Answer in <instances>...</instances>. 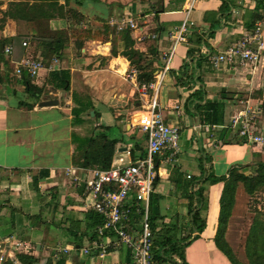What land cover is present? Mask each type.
<instances>
[{
  "label": "crops",
  "instance_id": "1",
  "mask_svg": "<svg viewBox=\"0 0 264 264\" xmlns=\"http://www.w3.org/2000/svg\"><path fill=\"white\" fill-rule=\"evenodd\" d=\"M231 1L233 3L231 15L221 19L213 36H206L207 46L200 45L198 54H215L236 41L243 33L250 31L247 30L245 23L249 21L254 10V1ZM125 4L129 5L128 10L132 12L137 10L139 17L140 25L131 32L135 39V47L146 51L150 44H154L158 51V59L154 65L158 70L163 64L164 57L170 51L171 33L185 18L189 2L188 0H99L98 2L83 0L82 5H77L75 0L70 2L71 6L80 10L87 17L83 21V26L91 28L92 31L103 23L102 20L96 18L97 16L106 19L110 15V9L114 11L117 6ZM151 5L156 7L163 5L164 7L156 18L154 10L150 9ZM220 5L221 0H198L195 7L189 11L188 16L193 25L189 27L187 42L177 45L169 63V70L157 93L165 121L178 125L180 139L183 138L186 145L190 147L189 152L180 150L175 161H167L165 159L166 152L163 156L157 157L159 164L155 178L156 184L152 190L157 199L155 211L158 215L157 226L162 228L174 224L182 230L181 237L189 234L194 237L185 245L186 264H232L214 242L222 182L203 184V196L207 202L204 210L205 227L199 234L195 230H191L190 227L191 214L188 213V209L192 202H195L189 196L190 181L191 178L200 174V157H204V154L207 155L208 162L206 164L203 162L204 166L216 176H227L231 167L240 165L245 167L246 172H250L258 161H264V147L239 136L228 125L229 108L234 103L242 106V102L247 99L250 104L262 101L258 95L250 97L251 95L246 94V98L244 95L238 96L240 92L251 93L254 90H262L264 73L262 74L260 69L224 67L221 70H213L207 66V63H204L202 70L199 71L202 88L206 93L204 96L225 105V125L217 127L199 123V130H196L195 125L196 114L192 115L184 108L185 98L191 91L199 88V83L194 84L191 90H187L175 80V74H178L180 66L189 59L187 50L192 46L188 42L190 34L206 32L209 26L208 21L212 20L214 15H208V21H205L203 19L205 12L215 11ZM4 6L5 4L1 7L4 8ZM257 23L263 24L262 21H257ZM59 24L58 20L51 22L52 26H59ZM262 26L264 29V25ZM15 35L16 24L12 19H7L0 27V38H9ZM23 40L18 37L8 44L12 46L11 54H6L3 49L8 63L6 66L0 64V171L8 172L10 182L4 186L11 190L8 194L0 195V201H2L0 206V240L12 236L26 241L33 237L34 233H39L40 238L53 239L55 237L56 241L61 238L64 242L62 246H71L72 238L64 229V223L55 225L54 229L48 231L44 224L39 227L31 224L27 215L37 214L40 208L45 205L48 201L50 187H54L57 191L58 206L61 207L55 212V217L64 216L62 219H65L75 214V217L82 218L86 211L83 206L84 201L82 203V199L85 197L84 182L76 183L64 173L66 167H76L72 163L74 144L71 141V131L76 130L75 126L71 125V109L74 105L73 93L87 96L94 109H106V115H103L99 110L97 115L93 116L94 110L93 114L90 111L91 118L94 119L93 126H99L101 122L106 125L114 122L119 130L124 129L125 135L128 136L134 135L132 129L138 128L134 124L135 116L142 112V102H146L150 98L151 91L142 95L139 93L141 102L137 103L135 107H125L138 88L136 74H129L130 80L123 76L132 69L129 61L121 55L111 56L110 39H88L84 41L80 49H77L71 40L63 50L62 57L44 62V68L40 70L38 77L33 78L35 84L45 85L40 100L32 109L20 107V101L30 100L22 78L15 73V63L30 53L29 56L41 58L35 43L28 41L27 46H23ZM117 45L121 50V41H117ZM49 65L52 66V70L64 69L68 72V90L53 89L50 84H47L46 79L50 72L47 67ZM44 100H57V104L39 106V102ZM177 104L180 105V109L175 108ZM178 113L180 114L178 115ZM122 122L124 124L121 129ZM80 127L79 125L78 128ZM129 127L130 130L127 131ZM142 137L143 147H145V137L144 135ZM121 146H127V150L118 151ZM129 147V143H119L112 162L119 156H123L126 161L132 160ZM40 170H48L49 173L38 183L40 192L37 193L33 190L32 194L24 190L23 185L19 183L22 176L30 177L32 173H37ZM77 174L82 179L88 176L80 169L77 170ZM3 178L5 177H0L1 180ZM198 186L199 184H195L194 189H197ZM239 188L240 185L235 194V202L225 232L226 241L233 251L234 244L229 238V232L233 229L232 217L238 204ZM45 213L51 215V209ZM58 230L62 231L61 235L58 234ZM85 244H87L86 240H84ZM57 246H61V244ZM122 246L124 248L120 246L116 250L110 251L104 259L78 253L82 256V264H107L110 261L126 264L131 261L132 256L127 258L126 251L122 250L127 247ZM66 264L73 263L67 258Z\"/></svg>",
  "mask_w": 264,
  "mask_h": 264
},
{
  "label": "trees",
  "instance_id": "2",
  "mask_svg": "<svg viewBox=\"0 0 264 264\" xmlns=\"http://www.w3.org/2000/svg\"><path fill=\"white\" fill-rule=\"evenodd\" d=\"M98 2L99 0H93ZM255 3L254 10L251 14L249 21L245 23L247 30H253L257 21H264V0H252ZM71 0H0V27L3 26L7 19H12L16 24V35L9 38H0V44L3 48L12 43L15 38H23V41L35 43V47L40 51V59L42 62L50 61L52 59L61 58L63 50L67 44L72 40L77 49L83 46L85 40L88 39H102L111 40V56L121 55L125 57L131 68L135 70L136 81L138 86L148 84L154 79V73L157 67L154 62L157 61V48L154 44H150L146 51L139 50L135 47V39L132 37V28L125 27L121 30L110 27L109 20L97 16L98 20L103 23L100 27H96L93 31L89 27L83 26L85 19L84 14L77 8L70 5ZM77 5H82L83 0H75ZM4 8L1 6L4 5ZM233 3L231 0H221L220 7L213 11H206L204 20L208 21V15H214V18L209 22L206 32L198 34L193 32L188 38L191 47L187 50L189 59L185 60L175 74V80L187 90H191L194 84L199 83V88L191 91L184 101L185 111L192 115H199V123L201 125L210 126H224L225 105L216 100L206 98L205 90L202 88V81L199 76L200 64L198 60L208 55L198 54L199 46L206 44V36H213L216 28L223 17L231 15V7ZM163 5L156 7L151 5L150 9L154 10L155 18L158 13L163 11ZM60 21L59 26H52V21ZM117 32H116V31ZM110 35V36H109ZM117 41H121L122 49H118ZM27 46V45H26ZM210 52V51H209ZM6 65L8 60L5 58L4 53L0 52V64ZM25 86L30 101H20L19 106L26 109H32L34 105L40 100L44 91L45 85H37L33 82V78L23 72L20 75ZM47 84H50L53 89L68 90L69 89V75L66 70H50L49 76L46 79ZM263 91L258 90L257 97L263 95ZM73 107L71 109V125L79 126L86 122L84 116L91 117L90 111L94 110L91 102L87 96L73 93ZM264 103V101H263ZM97 112L94 110V115ZM229 125V123H228ZM112 126L100 124L93 126L88 134L81 135L75 130L71 131V141L74 144V152L72 154V163L76 167L92 168L98 167L106 169L111 166L113 157L115 155L117 145L128 144L129 138L132 135L126 136L125 133L122 137L112 136L108 130ZM125 132L124 129H122ZM133 138V137H132ZM129 152L132 160L142 158L145 154L143 147L138 143L132 142L129 147ZM208 162V157H200V174L197 177L191 178V192L190 198L195 202L189 206L188 213L190 216L191 230H195L198 234L201 233L205 227L204 210L206 209L207 202L203 196L204 185L222 182L223 187L219 199V216L214 242L218 249H220L232 264H264V212L256 210L252 217L251 224L245 237L244 249L247 262L241 261L229 246L225 238L227 229V222L231 215V210L235 202V194L237 188L243 187L245 193L249 196L256 195L264 192V161H258L253 165V170L246 172L244 166H233L229 169L228 175L216 176L210 172L203 163ZM48 170H40L37 173L31 174V185L35 192L39 193L40 189L38 183L42 178L48 175ZM202 183V184H201ZM156 180L154 179L153 186ZM199 184L197 189L194 185ZM48 201L37 214L27 215L31 224L35 227L41 224H52L55 218V212L58 211V194L54 187L48 189ZM2 201H0V206ZM157 199L151 193L149 202V219L151 229L153 231V246L152 258L158 263L170 264H186L183 254L176 252L175 245L178 242L183 243L185 246L192 240L191 234L181 237L180 239L168 234V229L162 227L156 231V214ZM51 209V221L46 219L44 213ZM61 224L64 223V229L68 235L73 250L80 252L84 246V240L91 243L94 240H99L98 227L104 223V218L98 212L88 209L85 211L82 218L68 216L65 219H60ZM128 223V224H127ZM60 224V225H61ZM132 226L138 229V222L136 216L131 214L126 222V227ZM165 228L164 232L163 229ZM162 230V231H161ZM123 247V246H121ZM124 248V247H123ZM126 251V257L131 256L128 248L122 249ZM97 254V251H91L90 256ZM175 256L179 258L176 260ZM67 256L64 253L56 257H46L40 260L35 255L15 251L12 257H6L0 264H66ZM82 260L74 261L73 264H82Z\"/></svg>",
  "mask_w": 264,
  "mask_h": 264
},
{
  "label": "built area",
  "instance_id": "3",
  "mask_svg": "<svg viewBox=\"0 0 264 264\" xmlns=\"http://www.w3.org/2000/svg\"><path fill=\"white\" fill-rule=\"evenodd\" d=\"M194 1L191 0L190 7ZM187 10L189 12V9ZM188 12L181 24L172 31L170 51L164 57L161 67L154 73V79L148 84L138 86L141 95L151 91L150 98L142 102L143 110L134 123L145 137L144 156L129 161L119 156L106 169L98 167H66L64 169L65 175L71 177L72 181L84 182L88 207L104 218V223L98 227L99 240L84 245L80 249L81 255L88 256L93 250L97 251L95 257L104 259L110 251L124 245L131 250L132 256L131 261L126 264H154L151 255L153 231L149 219V202L153 182L157 176L159 164L157 157L163 156L166 152L165 159L175 161L180 151L179 127L165 121L157 93L169 70V63L177 45L187 42L189 27L193 25ZM109 24L117 30L127 26L137 28L130 16L126 20L111 19ZM22 45L26 46L27 42L23 41ZM3 49L6 54L12 53L11 45ZM210 65L215 70H221L224 67H251L253 70H264V29L261 24L257 23L253 30L243 33L225 49L212 54ZM43 68L41 59L28 55L15 63L14 70L18 76L25 72L30 77L37 78ZM47 69L52 70V66L49 65ZM133 72H135L134 69ZM257 104H250L248 99L243 101L242 106L230 116L229 126L235 129L239 136L264 147V132H260L253 126L257 116L262 112L263 101ZM175 108L180 109V105H175ZM78 169L86 172L88 176L82 179L77 174ZM131 214L136 216L138 229L132 226L126 227ZM29 248L26 242L12 236L7 237L0 242V262L6 257H11L12 250L18 249L26 253L30 252ZM56 248L57 252L64 254L73 250L72 246ZM107 264L119 263L110 261Z\"/></svg>",
  "mask_w": 264,
  "mask_h": 264
},
{
  "label": "rangeland",
  "instance_id": "4",
  "mask_svg": "<svg viewBox=\"0 0 264 264\" xmlns=\"http://www.w3.org/2000/svg\"><path fill=\"white\" fill-rule=\"evenodd\" d=\"M188 2H189V5H188L187 9H189V11H190L193 7H195V5L198 2V0H195L192 3L191 7H190L191 0H188ZM128 6H129L128 4H125L124 6L123 5L117 6L114 11L112 9H110V13H109L110 15H108L106 20L107 19L109 21L111 19H117V20L124 19V20H126L127 17L130 16L133 19L134 23L137 26H139L140 23H139V17H138V14H137V10L132 12L131 10H128ZM158 7H160V6H158ZM86 18L87 17L85 16L84 21L86 20ZM262 25H264V21H263V24H261V27H263ZM110 27L115 28L114 26H111V25H110ZM134 29H136V28H132V31ZM29 55H31V53ZM211 55L212 54L210 53L204 58V60H202V59L198 60V62L200 64V70H202V67L204 66V63L205 64L207 63V66L209 68L211 67V65H210ZM261 72L263 74L264 70H261ZM129 74L130 75L131 74L132 75L135 74V72H133V68L130 69L128 72H126L123 75L124 78H127L128 80H130L131 77L129 76ZM262 80H264L263 76H262ZM137 86H138V84H137ZM262 91L264 92V86L262 88ZM139 93H140L139 92V88H137V90L135 91V94L132 96V98H130V100H128V103L126 104L125 107L132 108V107H135L137 103H140L141 102V95ZM246 94L247 95H251L250 97H252V95L254 96L255 94H257V91L254 90V92H251V93L240 92L238 96L242 97L244 95V97L246 98L247 97ZM18 99H20V98L18 97ZM261 99H262V101H264V93H263ZM239 105L241 106V104L234 103L233 106L231 108H229L228 115L229 116L233 115L234 112L240 108ZM257 105H259V103ZM261 107H262V105H261ZM96 109H94L96 112H98L100 110L103 115H106V109L105 108H96ZM91 111H93V110H91ZM261 111L262 112H260L259 115L257 116L256 122L253 124V126H255L257 128V130H259L260 132H264V112H263V107H262ZM84 117L86 119V122L83 125H80L81 126L80 128H78L79 126H75V128H76L75 131L78 132L79 134H88L90 132L91 128L93 127L92 124L94 122V119L91 118V117H88V116H84ZM135 118H137V116H135ZM107 119H110V118L107 117ZM101 124H103V122H101ZM109 124H110V126H112L108 130V133L110 135L116 136V137H122L124 135L125 132L120 131L119 127L117 126L116 123L110 122ZM123 124H124V122L121 123V129L123 127ZM132 125H134V124H132ZM129 130H130V127L127 129V131H129ZM132 131H133L134 135H132L133 138L132 137L129 138V144L131 145L132 142H136V143L139 144V146L143 147L144 140H143L142 135H144V134L138 128H134V129H132ZM179 147H180L179 150H182V152H185V151L189 152V150H190V147H188L186 145V143L183 140V138L179 139ZM1 176L2 177L4 176L5 178H3L2 180L0 179V195L1 194H8V193L11 192V190H10L9 187H5L4 186L5 184H9V182H10V178L8 176V172L0 171V177ZM11 180H12V178H11ZM6 182H8V183H6ZM19 183L23 185V187H24L23 189L24 190H26V191H28V192L33 194V188H32V185H31V176L27 177L26 175H23L22 176V180L19 181ZM1 184H3V185H1ZM239 189H238L239 190L238 191V204L236 206L234 216L232 217L233 229H231L230 230L231 232H229L230 233L229 234V238L231 239V242L234 244V252H235L236 256L241 261L247 262V258H246V255H245V249H244L245 237H246V234L248 232V229H249V226L251 224V220H252V217L254 216L255 211L258 210V211H263L264 212V192L256 194V195L249 196L247 193H245V191H244L242 186H240ZM84 194H85V197L82 199V203L84 201L85 205L83 204V206H84V208L86 210H88L90 208L88 207V205L86 203V199H87L86 197L87 196H86V188H85V186H84ZM57 208L61 209V207H59V206ZM62 214H63V211H62ZM44 215L46 216V219L51 221L52 215H50V213H49V215H46V213H44ZM73 216L75 217V214ZM62 218H64V216L60 217V218L59 217H55V218H53V222L51 221L52 224H49V225L45 224L44 227H46V229H48V231H49V229L50 230L54 229L53 226L61 224L60 219H62ZM160 229H161L160 227H158V226L156 227V231H158ZM167 229L169 230L168 234L174 236V238H177V239L181 238V233L180 232L182 230L180 229V227H178V226L173 224V225L167 227ZM164 230H165V228L163 229V232H164ZM61 232L62 231L58 230V234L61 235L62 234ZM39 235H40L39 233L38 234L34 233L33 237H30L29 239L24 241L30 247L29 248L30 252H26V253L35 255L40 260H44L46 257H56V256L61 254L60 252H57V250H56L57 248L56 247H58L57 245H60V244H61L60 247H63L62 246V245H64L63 239L59 238L58 241H56L55 237H53V239H54L53 240V239L46 238V237L45 238H40ZM60 235H58V237H61ZM8 238H10V236ZM4 239L5 238L1 239L0 242L2 240H4ZM15 239H17V238H15ZM184 249H185V246L181 242H178L175 245V253L179 252V253L183 254V256L185 258ZM16 251L20 252L18 249ZM152 251H153V249H151V255H153ZM21 252H23V251H21ZM35 252H37V253H35ZM11 253H12V256H13L15 251L12 250ZM66 256H67V258H69V260H71L72 263L74 261L82 259V256L78 252H76L75 250L69 251L66 254ZM175 258H176L177 261H179V258L177 256H175ZM154 264H163V263H158V262H156L154 260Z\"/></svg>",
  "mask_w": 264,
  "mask_h": 264
},
{
  "label": "water",
  "instance_id": "5",
  "mask_svg": "<svg viewBox=\"0 0 264 264\" xmlns=\"http://www.w3.org/2000/svg\"><path fill=\"white\" fill-rule=\"evenodd\" d=\"M59 1H62V0H59ZM0 51L3 52L2 44H0ZM53 104H57V100H44V101L39 102V106H48V105H53ZM263 112H264V103H263ZM91 114H93L92 111H91ZM195 125H196V130H199V115L195 116ZM126 150H127V146H121L118 148V151H126ZM203 162L205 163L204 160Z\"/></svg>",
  "mask_w": 264,
  "mask_h": 264
}]
</instances>
